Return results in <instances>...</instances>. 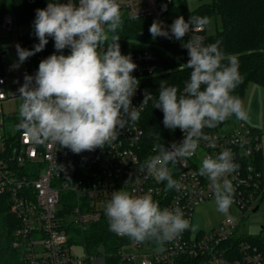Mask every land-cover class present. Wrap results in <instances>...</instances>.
<instances>
[{
    "label": "clouds",
    "instance_id": "1",
    "mask_svg": "<svg viewBox=\"0 0 264 264\" xmlns=\"http://www.w3.org/2000/svg\"><path fill=\"white\" fill-rule=\"evenodd\" d=\"M132 19H139L138 14ZM123 23L118 0L49 2L46 8L35 10L33 28L39 42L31 50L16 44L18 61L11 68L18 69L43 51L49 37L56 51L40 61L34 75L25 73L24 83L17 89L22 101L17 130L35 143L51 142L80 154L103 150L118 139L129 122H138L151 95L147 93L139 107L132 106L139 80L131 75L137 68L131 56L121 54L118 32ZM211 27V17L191 15L187 22L183 16L177 17L170 30L154 20L149 32L153 39L181 41L190 31ZM203 41L204 37L192 34L182 44L189 56L183 66L191 69L182 92L161 81L154 102V108L163 112V125L184 134L182 141L170 147L154 144L156 154L140 168L158 182L166 181V190L182 188L173 178L170 163L183 164L195 154L201 140L215 147L205 128H217L233 115L237 120L249 119L243 101L232 94L243 81L237 57L226 54L220 40L207 45ZM66 48L68 55L63 54ZM57 167L67 176L64 165ZM238 167L232 152L225 149L215 157L205 156L198 170L210 181L216 210L229 219L235 188L227 176ZM105 215L111 232L137 244L154 242L159 251L184 231L199 229V224L184 218L179 207L161 208L151 190L139 196L125 187L113 191Z\"/></svg>",
    "mask_w": 264,
    "mask_h": 264
},
{
    "label": "built area",
    "instance_id": "2",
    "mask_svg": "<svg viewBox=\"0 0 264 264\" xmlns=\"http://www.w3.org/2000/svg\"><path fill=\"white\" fill-rule=\"evenodd\" d=\"M121 15L150 17L164 21L165 8L161 0H118ZM15 21L11 14L0 17V40L11 32ZM7 45V44H6ZM7 47L0 49V106L10 98H18L11 80L20 74L11 68L6 59ZM137 68L131 75L139 80L132 97V106L139 107L150 93L146 81L155 75V57L148 51L125 52ZM23 68V64L19 67ZM24 75V74H23ZM151 95V93H150ZM151 99V98H150ZM150 99L144 105L135 125L129 122L120 130L119 137L104 149L74 154L59 144L31 141L22 131L8 132L2 109L0 118V196L9 201V211L18 220L13 232V247L20 253L22 264H88L100 259L99 249L90 253L78 234L86 227L99 222L105 214L111 193L126 188L133 195H143L151 190L161 208L179 207L184 218L193 222L195 207L214 197L210 181L199 175L205 156L213 157L228 149L233 154L238 169L227 176L235 188L234 205L248 211L264 202V161L258 162L263 151L261 134L241 123L239 130L221 131V127L203 131L213 139L201 140L195 154L183 164H169L173 178L182 188L166 190V181L158 182L146 171H140L144 161L155 155L142 145L144 129L141 119ZM180 131L179 141L183 139ZM67 168V176L57 165ZM70 165V166H69ZM127 184L125 185V182ZM258 210V209H257ZM233 208L231 207V212ZM231 216V215H230ZM232 217V216H231ZM228 217L210 231L193 233L184 231L159 251L154 242H124L118 251L120 264H264L263 254L242 239L241 221ZM120 238H127V236ZM70 238L73 242L70 243ZM81 243L85 254H74L73 248Z\"/></svg>",
    "mask_w": 264,
    "mask_h": 264
},
{
    "label": "trees",
    "instance_id": "3",
    "mask_svg": "<svg viewBox=\"0 0 264 264\" xmlns=\"http://www.w3.org/2000/svg\"><path fill=\"white\" fill-rule=\"evenodd\" d=\"M161 1L165 8L163 24L169 30L177 17L183 16L187 22L191 15L214 17L216 29L213 33H208L206 29L198 33L190 31L181 41L164 37L153 39L149 32V27L153 23L150 17L132 19V17L121 15L124 21L118 32L121 54L148 50L155 57L157 73L146 81L151 99L141 119L144 129L142 145L145 151H153L154 144H164L167 148L173 142L179 141L180 130H171L163 125V112L154 108V102L158 98L161 81H165L169 86H176L182 92L184 83L189 79L191 72V69L183 66L187 63L189 56L182 44L192 34L204 37L205 45L220 40L222 50L226 54L237 57L243 81L234 90L233 95L243 100L250 82H256L264 87V0H200L201 3L194 9L187 7V0ZM49 2L66 3L67 0H0V17L11 14L18 26L33 24L35 10L46 8ZM217 19L220 21L218 22ZM48 39L49 42L43 51L36 53L23 63L24 75L25 73L34 75L40 61L56 51L54 40L51 37ZM38 42L34 31L23 32L18 36V44L25 49L31 50ZM6 44L7 40H0L1 53L5 51ZM63 54H70V50L66 48ZM223 63L226 64L227 61ZM16 123H19V116ZM16 131L21 132L17 128ZM263 161L264 152L260 151L258 162L263 163ZM17 223L18 220L9 211L8 198L0 196V263L2 264H22L20 253L12 245L13 232ZM242 239L251 246H255L264 256V227L259 233H243ZM130 240L128 237L120 238L109 230L105 214L99 222L86 227L82 234V243L88 252L92 253L99 249V253L104 258V264H120L119 248L124 242ZM72 242L70 238V243Z\"/></svg>",
    "mask_w": 264,
    "mask_h": 264
},
{
    "label": "rangeland",
    "instance_id": "4",
    "mask_svg": "<svg viewBox=\"0 0 264 264\" xmlns=\"http://www.w3.org/2000/svg\"><path fill=\"white\" fill-rule=\"evenodd\" d=\"M187 7L189 9L196 8L201 1L200 0H187ZM212 19V27L211 30L206 29L208 33H213L216 29V19L214 17ZM219 22L220 19H217ZM34 31L33 24H29L26 26H18L14 25V28L11 32L4 35L5 40H7V54L6 59L11 61L13 64L18 61V56L16 52V44H18V36L23 32ZM17 73L20 74V79L11 80V86L15 88L18 86L19 82L23 81V68L15 69ZM243 103L245 108L248 111L249 119L248 121L237 120L233 115L229 119L225 121V123L221 126V131H229V130H239L241 123L244 122L246 127H251L261 135V141L263 145L264 152V87L256 82H250L247 86L243 97ZM22 101L18 98H10L6 99L2 102L0 108L4 114L6 121V130L8 132L16 131V120H18V108ZM2 114L0 113V118ZM16 119V120H15ZM5 131L1 130L0 134H3ZM233 212L229 215L233 217L234 220L239 221L243 214L245 217L241 221V230L247 234H255L259 233L261 229L264 227V202H262L256 212L251 210L243 211L236 205H232ZM227 217L218 212L216 210V205L214 203V197L203 202H200L194 210L193 215V224H199V230L201 231H210L214 226L224 221ZM196 231V232H198ZM194 232V233H196ZM80 236V241H82V234H78ZM74 254L81 256L85 254V250L82 244L77 243V245L73 248ZM2 264V263H0ZM91 264H101L100 259H95Z\"/></svg>",
    "mask_w": 264,
    "mask_h": 264
},
{
    "label": "water",
    "instance_id": "5",
    "mask_svg": "<svg viewBox=\"0 0 264 264\" xmlns=\"http://www.w3.org/2000/svg\"><path fill=\"white\" fill-rule=\"evenodd\" d=\"M257 209H258V206H256V207L253 209V212H256ZM230 212H231V209H230ZM230 212H229V213H230Z\"/></svg>",
    "mask_w": 264,
    "mask_h": 264
},
{
    "label": "crops",
    "instance_id": "6",
    "mask_svg": "<svg viewBox=\"0 0 264 264\" xmlns=\"http://www.w3.org/2000/svg\"><path fill=\"white\" fill-rule=\"evenodd\" d=\"M6 47H7V45H6Z\"/></svg>",
    "mask_w": 264,
    "mask_h": 264
}]
</instances>
